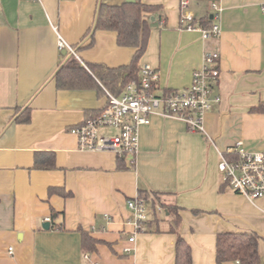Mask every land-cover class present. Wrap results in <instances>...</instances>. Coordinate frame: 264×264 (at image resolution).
I'll list each match as a JSON object with an SVG mask.
<instances>
[{
	"label": "crops",
	"instance_id": "0c3cea01",
	"mask_svg": "<svg viewBox=\"0 0 264 264\" xmlns=\"http://www.w3.org/2000/svg\"><path fill=\"white\" fill-rule=\"evenodd\" d=\"M139 1L159 7L139 60L157 71V93L188 88L203 54L217 52L219 102L204 116V133L150 116L128 168L113 152L79 151L69 132L104 108L105 95L60 90L54 78L74 57L58 49L57 35L85 68L131 62L134 50L119 47L114 32L90 31L99 2L125 0H0V264H174L178 237L192 264H215L216 236L228 232L257 234L264 257V198L235 194L218 171L220 155L237 142L264 153V113L252 111L264 102V0H220L221 33L212 40L180 29L182 0ZM188 1L196 25L209 19V0ZM25 108L30 122H14ZM39 152L54 154L55 169H33ZM51 188L72 195H49ZM137 196L148 213L140 232L128 224L125 207ZM160 203L177 208L178 223L163 210L158 217ZM82 231L98 241L94 251L83 249Z\"/></svg>",
	"mask_w": 264,
	"mask_h": 264
},
{
	"label": "built area",
	"instance_id": "2783aa9c",
	"mask_svg": "<svg viewBox=\"0 0 264 264\" xmlns=\"http://www.w3.org/2000/svg\"><path fill=\"white\" fill-rule=\"evenodd\" d=\"M189 5L188 0L180 1V29L196 31L203 40L218 38L223 10L220 0H209L211 15L207 27L195 24L192 13L188 11ZM57 47L73 55L84 66L74 48L59 35ZM219 59L217 52H205L202 65L193 71L188 88L162 94L157 93V71L148 64H143L137 83L127 84L117 95L105 90L104 108L96 116L69 130L77 139L78 150L113 152L128 168H133L138 151L139 130L149 124L150 116L179 120L190 131L204 133V116L212 102H219L218 96L211 98L219 78ZM103 131L114 133L107 135ZM218 171L223 183L235 194L250 201L264 198V153L248 152L243 148L242 142H237L220 155ZM125 207L130 213L128 224L134 232L143 231L148 220L145 201L137 196L127 200ZM161 211L158 207L157 212ZM43 223L50 224L51 218H45ZM129 241L133 242V237ZM125 251L129 253V249ZM84 258L88 259V256Z\"/></svg>",
	"mask_w": 264,
	"mask_h": 264
},
{
	"label": "trees",
	"instance_id": "16d2710c",
	"mask_svg": "<svg viewBox=\"0 0 264 264\" xmlns=\"http://www.w3.org/2000/svg\"><path fill=\"white\" fill-rule=\"evenodd\" d=\"M158 9V6L147 5L139 0L120 5H108L99 2L94 23L90 29L91 33L96 31L114 32L116 34V43L119 47L134 50L133 58L128 65L117 68H109L102 64H85V68L71 56L63 63L54 76L57 89H94L99 94H104L106 90L117 95L127 84L137 83L140 70L139 60L146 50L149 39L150 19L154 17ZM197 24L207 27L210 24V20L204 18L199 20ZM169 92L171 91L163 93ZM252 111L264 113V102H261ZM14 122L19 124L29 123V108H25L20 114H15ZM33 169L38 171L55 169L54 154L48 152L35 153ZM48 194H55L62 198H68L72 195L71 192L66 191L64 188H51L48 190ZM152 198V205H154L156 195L152 196ZM159 205V208L168 216L174 218V223H178L177 208L163 203ZM154 212L156 213L155 209ZM51 215L53 216L54 213L52 212ZM53 228L58 229L61 227ZM97 243L98 241L87 233L81 232V244L85 251H94ZM258 245L259 236L255 233H220L216 236L215 264L227 262L264 264V257L259 254ZM174 264H192L191 249L181 237H178L175 242Z\"/></svg>",
	"mask_w": 264,
	"mask_h": 264
},
{
	"label": "water",
	"instance_id": "95a60500",
	"mask_svg": "<svg viewBox=\"0 0 264 264\" xmlns=\"http://www.w3.org/2000/svg\"><path fill=\"white\" fill-rule=\"evenodd\" d=\"M134 1L135 0H125L126 3H132ZM151 21H153V18H151ZM63 53L65 54V52H63ZM215 96H217V87L216 86L214 87V92H213L211 98H213ZM42 227H43V229L47 230L49 228V224L48 223H44Z\"/></svg>",
	"mask_w": 264,
	"mask_h": 264
},
{
	"label": "rangeland",
	"instance_id": "374dc122",
	"mask_svg": "<svg viewBox=\"0 0 264 264\" xmlns=\"http://www.w3.org/2000/svg\"><path fill=\"white\" fill-rule=\"evenodd\" d=\"M157 214H158V217L160 216V218H163V214L158 213V212H157Z\"/></svg>",
	"mask_w": 264,
	"mask_h": 264
}]
</instances>
